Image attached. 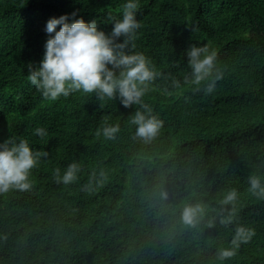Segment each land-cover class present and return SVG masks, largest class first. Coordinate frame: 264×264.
<instances>
[{
	"label": "trees",
	"instance_id": "16d2710c",
	"mask_svg": "<svg viewBox=\"0 0 264 264\" xmlns=\"http://www.w3.org/2000/svg\"><path fill=\"white\" fill-rule=\"evenodd\" d=\"M126 2L0 0V143L15 136L49 153L31 191L0 194V264H221L216 249L230 247L234 226L189 229L180 211L203 201L210 219L231 188L237 220L255 236L223 264H264V200L247 191L251 174L264 176V0H138L134 51L156 70L182 82L184 53L196 44L217 52L224 73L210 95L188 86L169 95L158 80L143 98L164 121L151 143L131 139L135 106L117 99L101 108L81 93L50 102L27 80V65L43 59L49 19L75 11L110 34ZM104 118L120 126L114 141L96 136ZM38 127L48 134L34 135ZM73 161L78 180L56 184L54 170Z\"/></svg>",
	"mask_w": 264,
	"mask_h": 264
},
{
	"label": "clouds",
	"instance_id": "9594fccd",
	"mask_svg": "<svg viewBox=\"0 0 264 264\" xmlns=\"http://www.w3.org/2000/svg\"><path fill=\"white\" fill-rule=\"evenodd\" d=\"M138 10V0H127L120 9L122 19L110 17L113 20L110 34L99 30L95 19L89 23L83 18L76 19L78 13L75 11L71 16L49 19L45 28L48 39L43 59L38 68L27 65L29 75L26 78L46 101L55 102L61 97L68 98L74 93H81L85 96L94 95L101 102V108L104 107L103 102L117 99L124 108L135 106L134 114L128 118V123L135 128L131 139L147 144L164 127V121L154 114L153 108L143 99L154 90V86L159 87L156 84L158 80L165 81L167 86L163 91L169 95V88L179 91L183 86L190 87L193 93L210 95L216 90L217 82L223 79L224 73L217 66V52L210 50L207 45L196 44L190 45L184 53L188 58V71L182 82L171 74L165 76L156 70L143 53L134 51L137 32L142 27L137 20ZM70 19L73 22L69 23ZM188 28L192 32L199 30L196 27ZM120 38H123L122 43L117 42ZM176 66H180L179 61ZM120 130L119 124L109 125L107 118H104V124L96 131V136L114 141ZM47 134L45 129L39 127L34 133L40 138ZM48 156L46 151L33 150L24 138L11 136L0 143V194L31 191L32 171ZM81 171V165L73 161L63 174L60 168L54 170V181L58 185H71L78 180ZM98 175L105 177L103 171ZM96 176L97 173H93L89 184L84 187L90 190L92 179ZM100 182L97 181L98 184ZM248 183L250 187L247 191L253 197L264 200V176L253 173L248 177ZM160 197L166 200L167 193L161 191ZM238 200L239 193L235 188L222 192L218 208L213 209L216 215L207 220L209 205L203 201L185 204L180 211V221L189 229H199L205 222L208 228L216 227L217 223L224 229L234 226L230 247L216 249L215 259L221 264L235 257L241 245L248 244L255 236L253 229L241 225L237 220Z\"/></svg>",
	"mask_w": 264,
	"mask_h": 264
}]
</instances>
